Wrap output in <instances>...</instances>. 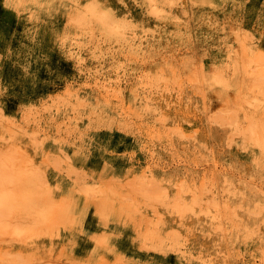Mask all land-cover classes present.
Returning <instances> with one entry per match:
<instances>
[{"label":"rangeland","instance_id":"obj_1","mask_svg":"<svg viewBox=\"0 0 264 264\" xmlns=\"http://www.w3.org/2000/svg\"><path fill=\"white\" fill-rule=\"evenodd\" d=\"M158 3L0 0V264H264V0Z\"/></svg>","mask_w":264,"mask_h":264},{"label":"bare ground","instance_id":"obj_2","mask_svg":"<svg viewBox=\"0 0 264 264\" xmlns=\"http://www.w3.org/2000/svg\"><path fill=\"white\" fill-rule=\"evenodd\" d=\"M158 1H161V0H151V2L155 5L159 4ZM164 1V0H162ZM165 1H170V0H165ZM97 3L96 1H93L92 3H90L87 7H86V11L83 13L85 14L86 16H92L95 20L97 19L99 22H102V25H109V24H112L114 23V20L116 21V19H114L113 15L110 14V12L108 11H104L102 9H99L98 7H96V4ZM160 7L157 6L155 7V9H157ZM159 13V12H158ZM121 17V16H120ZM116 22H120V21H116ZM92 24V23H91ZM117 25V24H116ZM153 25V24H152ZM118 26V25H117ZM118 27H121V25H119ZM86 28V27H85ZM18 31V30H17ZM131 33V32H130ZM134 36V35H133ZM136 37V36H135ZM236 40V39H235ZM264 44V43H263ZM128 45L132 48L133 46L137 45V43H132V42H129ZM234 50V49H233ZM235 53V52H234ZM60 55V54H59ZM260 57V56H259ZM157 61V60H156ZM260 62V60H259ZM147 67V66H146ZM213 67V66H212ZM61 69V68H60ZM145 70V69H144ZM201 77V76H200ZM204 77V76H203ZM159 83V81H158ZM257 85V84H256ZM159 86V85H158ZM202 87V86H201ZM211 94V93H210ZM212 98V97H211ZM215 99V98H214ZM205 100V99H204ZM208 100V99H207ZM213 100V99H212ZM208 102V101H207ZM220 104V103H219ZM222 105V104H221ZM220 105V106H221ZM218 106V105H217ZM224 106V105H223ZM220 108V107H219ZM218 110V109H217ZM210 114V113H209ZM208 122V121H207ZM250 124V122H249ZM255 128V127H254ZM264 135V133H263ZM11 140V139H10ZM14 141V140H12ZM12 152V151H11ZM21 153V152H20ZM29 155V154H28ZM23 156V155H22ZM4 157V156H3ZM1 158V157H0ZM54 158V157H53ZM3 159V158H2ZM6 159V158H5ZM4 160V159H3ZM2 161V160H1ZM11 161V160H10ZM18 162V161H17ZM57 163V162H56ZM90 163V162H89ZM62 164V163H61ZM60 164V166H61ZM66 164V163H65ZM15 163H12V164H9V161L8 160H5V162L3 163L2 166H0V180H5L7 183L15 186L16 188L15 189H18L20 191V193L22 192V199H26L27 195L25 196L24 194V191L23 189L25 190V187H24V182L26 179H33V174L34 172L31 171V172H27V171H24L21 169V166H17V167H14ZM57 165V164H56ZM59 165V163H58ZM89 165V164H88ZM91 165V164H90ZM11 166V167H10ZM13 167V168H12ZM67 169V168H66ZM70 169V168H69ZM12 170V172L10 171ZM2 182V181H1ZM3 184V183H2ZM47 184V183H45ZM8 185V184H7ZM33 185H37L36 182L33 183ZM3 187V185H2ZM38 187V186H36ZM56 187V186H55ZM8 188V187H7ZM11 188V187H9ZM3 189V188H1ZM161 189V188H160ZM6 190V189H5ZM1 192V191H0ZM17 191H15L14 193H16ZM13 192L12 193H8V192H4L2 191L1 194H0V210L5 212V213H9V214H12L14 213L11 206L7 204L8 201H12L13 199H10L12 196L14 198V196H16ZM101 193V192H100ZM28 195H31V192L28 193ZM19 196V194L17 195ZM87 196V195H86ZM6 197V198H5ZM10 197V198H9ZM15 199V198H14ZM22 199L20 200L19 204H22L21 201ZM133 200V199H132ZM17 202V201H16ZM25 202V201H24ZM18 205V204H17ZM13 207L14 204L12 205ZM19 206V205H18ZM22 207V206H21ZM20 207V208H21ZM17 208V207H16ZM69 209V208H68ZM130 211V210H129ZM65 212H67V210L65 208H59L58 204L55 203V202H52V201H49L48 204H46V206L42 209H39L38 210V214L40 215L41 218H43V220L45 221L47 218L49 219H52L51 222L54 223L55 222V218L57 217H61L59 215V213H62L64 214ZM131 212V211H130ZM1 214V212H0ZM3 214V213H2ZM61 214V215H62ZM66 214V213H65ZM133 214V212L131 213ZM4 215V214H3ZM38 215V216H39ZM2 216V215H1ZM127 216V215H126ZM4 217V216H3ZM63 217V216H62ZM142 217V216H141ZM70 218V217H69ZM68 218V219H69ZM122 218V217H121ZM160 218V217H159ZM7 219V218H6ZM136 219V217H135ZM24 220V219H23ZM139 220V219H138ZM142 220V219H141ZM146 220V219H145ZM161 220V219H160ZM18 221V220H17ZM40 221V220H38ZM143 221V220H142ZM42 222V221H41ZM148 222V221H147ZM158 222V221H157ZM45 223V222H44ZM146 224V223H145ZM1 225V224H0ZM3 225V224H2ZM38 225V224H37ZM41 225V224H40ZM147 225V224H146ZM30 226V225H29ZM1 227V226H0ZM25 227V226H24ZM37 227V226H36ZM35 227V228H36ZM40 228V226H38ZM32 228V227H31ZM34 229V228H33ZM27 230V229H26ZM41 230V228L39 229ZM23 231V230H22ZM28 231V230H27ZM44 231V230H43ZM159 231V230H158ZM1 233V232H0ZM25 235V234H24ZM176 236V235H175ZM1 237L4 238V236L2 235ZM0 237V238H1ZM178 240V239H177ZM6 241V240H5ZM9 241H7L8 243ZM157 243V242H156ZM162 251V250H161ZM10 258V257H9ZM3 259V258H2ZM15 261V260H14Z\"/></svg>","mask_w":264,"mask_h":264}]
</instances>
